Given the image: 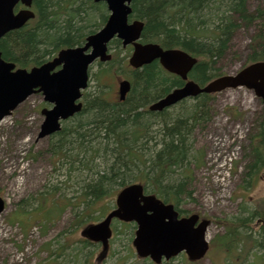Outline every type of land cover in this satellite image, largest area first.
<instances>
[{"label": "trees", "instance_id": "obj_1", "mask_svg": "<svg viewBox=\"0 0 264 264\" xmlns=\"http://www.w3.org/2000/svg\"><path fill=\"white\" fill-rule=\"evenodd\" d=\"M250 1L254 0H132L131 17L144 24L141 43L181 49L195 57L197 62L188 80L203 86L222 75L216 64L243 28L253 29L246 65L264 61V0H259L260 5L253 11L248 9ZM32 10L34 20L8 33L0 42L2 59L21 69L40 66L61 49L82 46L108 16L106 6L93 0H33ZM110 45L121 46L117 40ZM119 52L112 54L107 63H96L98 70L89 74V82L91 79L100 89L105 87L103 80L107 77L124 74L131 83L126 100L109 102L102 90L85 91L82 110L48 139V151L64 167L63 183L73 176L77 192L67 200L64 191L55 187L51 194L34 198V202L40 200L44 206L51 196L52 200L57 198L55 205L71 207L76 211L73 228L86 224L91 206L106 197L113 186L122 189L131 180L141 183L148 194L177 207L184 198L192 200V192L185 189L190 175L186 172L190 173L189 166L196 160L191 137L202 123L210 121L214 95L189 100L193 104L185 116L167 118V111L149 112L150 104L181 88L184 82L166 73L158 61L133 70L126 61L129 52L124 57ZM252 131L245 147L243 158L247 164L241 177L247 189L264 171V110L254 120ZM140 166L141 171L135 173ZM38 211L23 210L21 214L49 224L62 210L53 206L42 217H38ZM256 218L264 221V204L262 210L241 208L237 224H231L227 233L217 238V253L225 255L228 261L234 258L243 264L254 253L253 249L263 247L264 227L257 235L246 229ZM128 230L127 242L133 228L129 226ZM81 244L83 250L93 246L88 242ZM81 251L76 248L74 258Z\"/></svg>", "mask_w": 264, "mask_h": 264}, {"label": "rangeland", "instance_id": "obj_2", "mask_svg": "<svg viewBox=\"0 0 264 264\" xmlns=\"http://www.w3.org/2000/svg\"><path fill=\"white\" fill-rule=\"evenodd\" d=\"M259 5V0L250 1L248 9L253 11ZM252 34L253 29L243 28L234 35L227 53L216 64L220 74L234 75L247 66V45ZM117 50H120V57H124L130 49L109 45L111 54ZM130 54L131 51L127 59ZM97 70L94 64L89 74ZM124 78V74H113L103 80L105 87L100 89L90 79L87 92L102 90L106 100L115 102L118 83ZM192 104L190 101L178 104L168 109L165 117L185 116L191 111ZM48 107L42 95L35 94L0 123V198L5 202V210L0 213V264H147L138 261L130 243L127 244V224L112 225V232L115 227L117 231L110 241L107 255L104 254L99 261L102 253L98 247L83 250V245L79 243L82 241L81 230L102 219L114 207L116 194L120 190L118 186H113L106 197L92 205L86 224L76 228H73L76 211L71 207L64 208V204L55 205L57 198L52 200L53 197H48L44 206L40 200L34 202V198L51 194L55 187L64 191L67 200L76 196L77 192L73 176L63 183L66 180L62 176L64 167L61 168L48 151L50 141H36L43 121L40 112ZM210 108V121L202 123L191 137L192 155L196 160H192L189 166L190 173L186 172L190 175L185 189L192 192V200L184 198L179 208L211 221L207 230L210 249L204 259L192 264H238L237 259L230 258L232 261H228L225 255L217 253V238L223 237L231 224H237L236 218L241 214V208L263 209L264 171L249 189L243 188L245 183L241 179L247 164L243 158L245 147L254 132L253 122L262 104L244 90H226L214 96ZM229 158L234 163L231 173ZM140 167L135 173L141 171ZM133 181L130 182L137 183ZM217 181L228 183L219 186L215 185ZM60 193L57 195L60 196ZM53 206L62 211L49 224L43 223L41 218L21 214L23 210L26 213L39 209L37 215L42 217ZM260 228L256 226V220L246 227L252 235H256ZM76 248L82 251L74 258ZM253 252L243 264H251L252 261V264H264V246L253 249ZM168 264L191 263L180 256Z\"/></svg>", "mask_w": 264, "mask_h": 264}, {"label": "water", "instance_id": "obj_3", "mask_svg": "<svg viewBox=\"0 0 264 264\" xmlns=\"http://www.w3.org/2000/svg\"><path fill=\"white\" fill-rule=\"evenodd\" d=\"M33 0H0V41L9 32L24 27L34 18L29 10ZM104 3L110 15L105 26L97 33L89 35L80 47L61 50L57 57L30 71L16 69L6 63L0 53V121L10 116L20 104L34 93H42L44 101L52 105L44 109V117L36 141L48 138L61 130V123L81 111V91L88 85V69L96 61L104 63L111 59L107 45L114 38L122 46L132 45L133 52L128 60L133 69H139L158 61L168 73L178 76L185 82L182 88L172 91L149 107L150 112H161L188 98L201 94H216L227 89L244 87L252 90L261 99L264 107V62H255L235 75L218 77L203 87L187 76L196 64V58L180 49H162L157 44L139 43L143 23H128L132 12V0H94ZM21 4L26 9L14 13ZM59 70L55 71L56 68ZM130 90L128 81L119 83L120 100L125 99ZM116 209L103 221L89 227L85 235L92 242H100L107 249L111 237L110 223L116 218L123 222H134L136 231L132 241L136 255L150 258L155 264L162 259L169 260L185 252L190 261L203 258L208 250L205 239L207 221L197 227V215L177 219L172 205H166L152 195H145L143 187L132 184L122 189L116 196ZM4 203L0 199V213Z\"/></svg>", "mask_w": 264, "mask_h": 264}, {"label": "flooded vegetation", "instance_id": "obj_4", "mask_svg": "<svg viewBox=\"0 0 264 264\" xmlns=\"http://www.w3.org/2000/svg\"><path fill=\"white\" fill-rule=\"evenodd\" d=\"M113 209H114V208H113ZM176 211L178 212L180 218H181V217H186V216L189 215L188 212H184L183 210H181V209H179V208H176ZM199 220H201V218H200Z\"/></svg>", "mask_w": 264, "mask_h": 264}]
</instances>
